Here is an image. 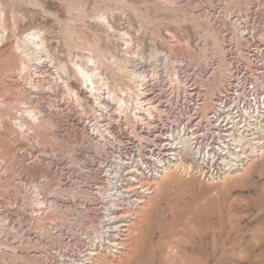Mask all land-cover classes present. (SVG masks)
Returning <instances> with one entry per match:
<instances>
[{"label": "rangeland", "instance_id": "rangeland-1", "mask_svg": "<svg viewBox=\"0 0 264 264\" xmlns=\"http://www.w3.org/2000/svg\"><path fill=\"white\" fill-rule=\"evenodd\" d=\"M232 13L254 14L264 37V0H0V264L65 261L50 253L60 237L42 240L27 228L40 229L45 218L48 235L47 222L55 215L71 221L75 211L45 215L39 193L62 207L61 185H104L101 143L67 125L63 110L85 115L98 99L117 103L133 86L135 52L189 57L220 73L221 28ZM31 32L41 49L24 41ZM86 64L106 82L97 99L76 73ZM188 153L163 176L140 181L152 192H140L146 201L133 207L126 199L114 213L111 240L92 264H264V151L216 180L196 173ZM101 216L95 211L74 224L92 238Z\"/></svg>", "mask_w": 264, "mask_h": 264}, {"label": "built area", "instance_id": "built-area-1", "mask_svg": "<svg viewBox=\"0 0 264 264\" xmlns=\"http://www.w3.org/2000/svg\"><path fill=\"white\" fill-rule=\"evenodd\" d=\"M257 27L254 14L244 17L240 13H232L222 25L225 57L220 73L216 67L204 69L189 57L171 62L162 54L152 62L134 53L130 67L137 80L123 94L130 98L127 106L109 105L103 100L101 105L86 107L85 115L80 109L63 110L67 125L80 128L101 143L103 163L99 171L104 185H61L66 204L62 207L58 206L60 199L53 198L47 204L39 193L38 200L47 205L45 215L60 214L64 207L75 211L71 221L56 215L50 218L51 223L55 220L58 224L47 222L48 235L45 218L38 220L43 223L40 229L35 225L27 228L30 235L42 240L47 236L61 238L62 245L56 244L50 251L53 256L66 255L59 264H83L88 255L108 245L114 213L126 199L133 201V195L152 192L153 185L141 187L140 181H150L170 166L177 157V145L187 143L197 153L196 159L188 156L192 169L210 180L243 169L260 157L259 150H245L231 162L223 160L235 148L236 136L245 126L256 124L264 111V37ZM255 133L260 140L258 148L264 147L263 131ZM95 211L102 216L91 238L74 222ZM80 239L86 244L80 246ZM76 252L80 254L76 256ZM41 258L47 262L46 255Z\"/></svg>", "mask_w": 264, "mask_h": 264}, {"label": "bare ground", "instance_id": "bare-ground-1", "mask_svg": "<svg viewBox=\"0 0 264 264\" xmlns=\"http://www.w3.org/2000/svg\"><path fill=\"white\" fill-rule=\"evenodd\" d=\"M24 41L26 43H28V44H31V46L34 49H36V48L41 49L42 46H43L42 40L37 36V34L35 32L27 33L25 35ZM136 56L137 57H139V56H142V57L145 56L146 57L147 56L149 59L152 60V62H155V61H157V59H158L157 57L158 56L159 57L162 56V53L159 54V55H156V56H151L149 54L146 55V54H143V53L142 54H139V55L136 54ZM89 60H91L92 61V64H94V59L92 57H90ZM176 60H177L176 58H173V59L171 58L170 59L171 62H174ZM91 66H93V65H87V64L85 66L78 65L76 67L77 68L76 73L79 75L80 81L85 84V87L87 89V92L91 93V96L94 97L95 99H97L98 98V94L101 93V90H102L101 88L104 85H106V82H104L103 80H101L102 79L101 74L98 71H96V69L94 67H91ZM130 72H131L130 73L131 74L130 76H133L132 78H134L133 79V82H132L133 85H134L135 82H136V80H137V75L131 69H130ZM131 88H132L131 86H129L128 89L126 87L127 90H131ZM125 91L126 90H123V94L125 93ZM74 93H75V96H77V93L75 91H74ZM104 99L105 98L98 99V100H96V102L94 101V104L101 105L103 103V100ZM129 100H130L129 97L126 98V97L122 96V97H119L118 98V102L116 104H118L120 107H124V106H127V104L129 103ZM30 113H31V111H30ZM258 116H259L260 119H256V124L251 125V126H245L244 129H243V131L238 136H236V138H235L236 139V141H235L236 142V146H235V148L230 149L228 151L229 156H225L223 158L224 161H227V163L228 162H231L237 156L244 154L245 153V150H249L251 152H253V150H255V151L256 150H259L261 153L264 151V147L258 148L260 146L259 145L260 144V142H259L260 140L257 139V138H255V135H256L255 132L256 131H263V137H264V111L261 112ZM249 131H251V133ZM176 147H178V148L176 149L177 150V153H176L177 154V157H176L175 161L170 166L164 168V170L161 171V173L162 172L163 173L161 175L159 174L160 177L163 176V174H165L166 172H168L171 168H173V166L176 163L183 164L184 162H181V161H178V160L181 158V156H183L186 153V151H188L190 153V155L193 154V156H194L195 159L197 158V153L194 150H192V148L189 145H187V143H181L179 146L177 145ZM155 177H157V176H155ZM152 180H154V179H152ZM141 183L142 182H140V184ZM146 189H149V188H146ZM147 193H149V192H147ZM144 197L145 196L135 197V199L133 200L132 203L129 204V206L130 207H133V204H135V203L136 204L144 203L146 201ZM122 209H125V208H122ZM122 231H126V230H122ZM116 239H119V238H116ZM113 244L114 245L115 244H118L119 245L120 242L117 243V242H115V241L112 240V244L111 245H113ZM120 247H121V245H120ZM98 254H99L98 251L97 252L96 251L95 252H92L90 255L87 256V258L83 262V264H92L94 262V260H95V256H97Z\"/></svg>", "mask_w": 264, "mask_h": 264}]
</instances>
